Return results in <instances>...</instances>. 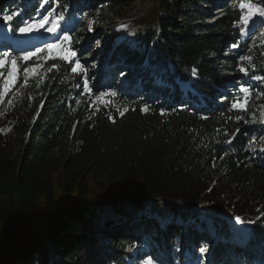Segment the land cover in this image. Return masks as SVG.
<instances>
[{
	"label": "trees",
	"instance_id": "trees-1",
	"mask_svg": "<svg viewBox=\"0 0 264 264\" xmlns=\"http://www.w3.org/2000/svg\"><path fill=\"white\" fill-rule=\"evenodd\" d=\"M84 1L141 29L110 49L112 78L92 96L59 57L18 64L0 103V264H127L159 239L195 256L207 243L211 264H231L229 254L263 264L264 152L248 147L264 141L250 125L255 103L225 93L239 65L264 80V45L238 47L239 0ZM118 75L127 85L115 93ZM102 92L115 93L108 105ZM237 216L252 244L234 239Z\"/></svg>",
	"mask_w": 264,
	"mask_h": 264
},
{
	"label": "rangeland",
	"instance_id": "rangeland-1",
	"mask_svg": "<svg viewBox=\"0 0 264 264\" xmlns=\"http://www.w3.org/2000/svg\"><path fill=\"white\" fill-rule=\"evenodd\" d=\"M75 1L78 2V0ZM143 1L144 0H121V4L127 8H129L130 4H132V6L135 8H141L143 5ZM167 1L170 2L172 0H167ZM252 2L259 6H264V0H252ZM48 4L49 3L45 4L44 7H46ZM99 8L100 9L98 10H92V9L88 10L84 16H82L81 18H77L75 21L78 22H76L77 24L75 25V27L70 25L72 26V30H74V35L70 37L69 41L66 44L53 43V44H62V48H65L75 53V55L72 56L70 59L71 61H73L74 67H75V62L79 61L81 68L84 70V83L85 81H87L88 89L96 88L95 84L99 82L100 80L99 76L103 72L104 65L106 66L107 61L105 59V56H107L109 48L112 47L111 44L114 42H119L123 39H126L128 43L131 44L132 40H130V38L134 37L135 34H137L136 32L137 29H141L140 26H137L134 23H132L133 20L130 18L116 17L113 14H110L109 11L105 9L106 7L100 6ZM59 15L60 13L59 11H57L56 13H53L52 18H57L59 17ZM44 16L37 15L35 19L31 22H39L40 20L43 19ZM173 17L174 16L168 14L159 15V18L161 19L162 23L168 21L172 24H176L177 23L176 18ZM169 19H172V21H170ZM65 25L68 24L65 21V18H63V20L59 21V27L57 28L56 33L54 34L60 33L61 30L63 29V26ZM50 26H51V20L48 25H45V28L24 34L35 36L37 37L38 41H42L43 33L47 31L46 29ZM263 26H264V18L254 17L253 20L249 23L247 31L245 30L244 31L245 33L244 32L242 33L241 35L242 38L248 41L247 44L250 47H255L258 44H262V41H264L262 35L264 34ZM90 28L91 30H89ZM21 37H26V36H21ZM60 37L61 34L59 38ZM0 38L3 39L8 38V31L1 24H0ZM45 43L46 42L39 44H45ZM60 52L61 49H56L54 54L59 56L57 53ZM123 79L124 77H119L116 85L118 87L117 88L118 90H116L115 93H119V87L123 83ZM258 93L260 94L259 97L253 96L252 98L253 103H255V110L253 115L251 116L250 125H252L256 131H258V137H259L258 139L261 140L263 139L264 141V92L258 91ZM220 97L221 96L218 97V102H220ZM7 131L8 130H6V132ZM248 150L251 152L253 150H259L258 144L255 143L254 145H252L251 143H249ZM152 215H153L152 218L158 221L161 220L159 218L158 213H153ZM200 220L206 224H209V219L205 216L203 217L201 216ZM156 230L159 231L157 226H156ZM230 230L233 233L235 240L242 241L247 244H250V240H253V236L250 235L247 231H245L246 229L244 226L232 224ZM147 237L148 236L144 238H146V241L147 242L149 241L150 243V239ZM149 245L150 246L143 247L145 258L135 259V264H167L166 262L168 260L162 259L164 261H161L160 260L161 257H159L157 254V250L159 246H157V244L154 245L149 244ZM203 248H204L202 254L203 256L200 261H204L206 264H211L214 249L211 246H209L207 243L203 244ZM197 251L199 252L200 250ZM229 256L231 258H234L231 256V254H229ZM186 260H185V264H190L192 262V261L186 262ZM236 260H238V258H236Z\"/></svg>",
	"mask_w": 264,
	"mask_h": 264
},
{
	"label": "snow or ice",
	"instance_id": "snow-or-ice-1",
	"mask_svg": "<svg viewBox=\"0 0 264 264\" xmlns=\"http://www.w3.org/2000/svg\"><path fill=\"white\" fill-rule=\"evenodd\" d=\"M57 7H59V0H55ZM49 3V0H42L41 3V8L45 4ZM238 7L240 10V16H239V23L243 26L241 31L243 32L244 29H246L249 25V23L253 20L254 17H261L264 18V6H259L255 3L252 2V0H239ZM20 15L18 12H13L11 14H4L2 16V19L6 22L9 23L11 22L16 16ZM53 13L49 12L48 15H45L42 20L39 22H29V21H24L23 24L24 26L19 27V32L20 33H30L32 31H38L40 29L45 28V25H48L51 20V26L48 27L46 30L51 33H56L57 28L59 27V21L63 20V14H60L59 17L57 18H52ZM91 30V28L89 29ZM264 35V34H262ZM70 37L67 35H64L61 37L62 44H66L69 41ZM62 44H49L47 45L46 48H38L35 52H28L24 56L16 58L12 57V54L10 52L5 51L3 54H0V79L3 80V89L0 91V103L4 102V97L8 94V92L11 89V86L16 83L17 80V75L19 72V65H18V59L23 60L25 62L31 60L34 56H39L43 52H47L48 56L45 57V59H54L55 55L54 50L56 49H61L60 53H57L59 55V58L62 60H66L71 62V57L75 55L74 52H71L65 48H62ZM262 44H264V41H262ZM235 46V45H234ZM66 53V54H65ZM242 60H246L249 63H251L252 58L251 57H242ZM41 66L37 65L36 67L32 68H25L24 69V84H27L29 76H34L38 74L39 68ZM78 70L83 71L81 68L79 61L75 62V67L71 69L72 72H77ZM6 71V76L4 75V72ZM241 72H247V69L245 67L240 68ZM193 76L196 75L195 69L192 71ZM84 90L85 92H88V84L87 81L84 83ZM241 92L247 94L248 89L242 87L240 89ZM114 92H102L97 96V101L104 104L108 105L111 103V100L109 99L110 97L114 96ZM12 101L9 100L8 104H11ZM246 105V101L244 103H241L239 101L233 103V108H241L244 109ZM128 109L125 108L124 111H127ZM144 112H147L149 109L147 106L143 107L141 109ZM124 111L120 112V115H124ZM163 114V113H162ZM261 151H264V148L261 149ZM236 223L241 224L245 223V221L242 220L241 217L237 216L235 217ZM255 221H247V223H254ZM204 249H201V252H203Z\"/></svg>",
	"mask_w": 264,
	"mask_h": 264
}]
</instances>
